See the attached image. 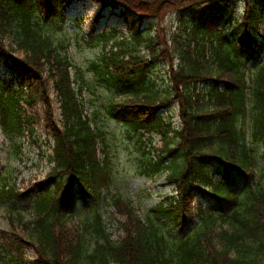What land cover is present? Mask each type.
<instances>
[{"label": "trees", "instance_id": "trees-1", "mask_svg": "<svg viewBox=\"0 0 264 264\" xmlns=\"http://www.w3.org/2000/svg\"><path fill=\"white\" fill-rule=\"evenodd\" d=\"M82 1L0 0V59L12 74L2 81L0 129L18 156L22 137L38 133L36 115L53 139L44 182L24 192L0 184L16 231L1 236L2 263L264 264V0H92L119 9L126 33L95 27L75 40L65 12ZM184 11L190 21L166 23ZM74 42L100 50L90 70L109 98L96 109ZM103 119L137 142L138 176L164 177L176 193L142 213L113 195L107 205L124 218L117 239L102 213L113 175ZM156 138L162 147L150 156ZM30 194L27 220L15 203Z\"/></svg>", "mask_w": 264, "mask_h": 264}, {"label": "rangeland", "instance_id": "rangeland-1", "mask_svg": "<svg viewBox=\"0 0 264 264\" xmlns=\"http://www.w3.org/2000/svg\"><path fill=\"white\" fill-rule=\"evenodd\" d=\"M244 11V3L240 1L238 14H242ZM191 13L190 11H184L180 14L175 12L170 17H166V23L170 26L173 25V23L177 24L180 20L190 21L192 18ZM65 15L67 16L66 24L64 25L66 35L75 40H77L76 34H79V32L81 33L80 36H88L89 32L95 27L105 29L108 26H118L121 28L120 31H122L123 34L126 33V19L123 18L124 16H122L119 9L106 8L104 4H99L92 0H87L85 3L82 1L72 4V7L65 12ZM142 24L146 27L148 21L144 19ZM77 25H79L80 28ZM70 50L73 60L84 73L85 90L91 86V91L87 89L88 91H84L83 94L85 96H90L89 100L92 104V108L96 109L98 106L103 105L109 98V93H106L104 87L97 81L98 79L94 71L90 70V66L98 58L100 50L98 48L96 50L83 49L77 45V42L73 43ZM9 66L10 65L5 64V62L0 59V92L3 88L2 81L5 82L12 78L10 72L11 67L9 68ZM153 71L155 76L161 75L162 78H166L167 69L156 68ZM27 77L26 75L22 76L21 81L13 79V85L16 84L17 87L22 81L25 82ZM92 92L95 94L93 95ZM49 95H51L50 99L52 102L51 111L52 113L55 112V117H58L60 111L56 102V97L53 92ZM174 110L178 115V108L176 107ZM34 112L37 111L34 110ZM90 112H92V109H90ZM34 118L36 122L35 129L38 130V133L33 137L29 134L22 137L23 146L21 147V152L23 153L20 156L12 152L11 147L13 146V142L9 140L0 129V184L6 178L9 186L14 185L21 192L30 188L35 189L37 187L36 184L44 182L52 167L51 163L48 161V156L51 154L49 147L52 148L53 139H51L50 136L44 135V126L47 122L40 121L37 115ZM175 123L179 124L178 116L175 118ZM101 126L113 150L112 183L108 189L109 192L104 194L102 213L109 228V232L113 234L114 239H117L122 235V233L117 231V221H123L124 218L116 215L115 209L107 205L113 195H122L135 206H138L139 212L142 213L147 210V208L157 206L164 201L166 197L176 196V193L172 187L167 184V180L164 177L150 180L138 176L134 163L139 162L137 157H140L141 154L139 151L140 147L137 145V142H131L126 135H123V125L114 120L103 119ZM161 145L162 143L158 138H156L150 146L147 144V150L151 151L150 156L156 155V153L152 151V147L161 148ZM31 196V194L27 195L24 201L18 200L15 203L17 210L24 213L27 220H31L30 211L28 210L30 209L29 203L32 201V198H30ZM69 226L78 227V222L74 220ZM13 228H15V225H13L11 219L8 218V208L0 204V241L2 239L1 236L12 238L11 233H16ZM6 237L5 239H7ZM16 237L22 238L20 235H16ZM1 242L0 245L7 244L5 240ZM23 250L26 258L31 261L36 259V252L30 247L26 246ZM1 257L2 254L0 253V258ZM0 264H3L1 259Z\"/></svg>", "mask_w": 264, "mask_h": 264}]
</instances>
